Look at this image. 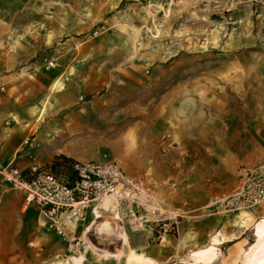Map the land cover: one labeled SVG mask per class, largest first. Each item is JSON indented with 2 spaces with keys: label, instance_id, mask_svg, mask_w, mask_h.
Instances as JSON below:
<instances>
[{
  "label": "rangeland",
  "instance_id": "rangeland-1",
  "mask_svg": "<svg viewBox=\"0 0 264 264\" xmlns=\"http://www.w3.org/2000/svg\"><path fill=\"white\" fill-rule=\"evenodd\" d=\"M10 31L21 37L14 38L18 45L43 34L45 44L32 58L41 71L62 68L58 48L66 38L104 67L107 85L80 118L76 160L117 161L147 196L134 203L135 214L115 205L89 226L87 216L79 252L65 249V264H244L264 200L225 212L212 200L237 188L245 167L264 162V0H0L4 41ZM51 58L58 67H46ZM159 200L199 218L241 213L224 224L242 233L231 232L236 237L219 242L205 260L192 253L211 244L214 234L222 242L221 221L201 246L164 261L128 260L131 251L143 256L140 230L155 242L183 218L172 210L164 219ZM136 215H144L143 224ZM105 219L115 229L99 224ZM122 232L125 244H119ZM81 253L85 259L73 258Z\"/></svg>",
  "mask_w": 264,
  "mask_h": 264
},
{
  "label": "crops",
  "instance_id": "crops-1",
  "mask_svg": "<svg viewBox=\"0 0 264 264\" xmlns=\"http://www.w3.org/2000/svg\"><path fill=\"white\" fill-rule=\"evenodd\" d=\"M5 38L0 35V167L14 162L27 168L36 163L61 173L64 165L57 156L77 159L80 118L82 112L94 109L93 103L99 100L97 93L107 85L104 67L98 69L85 46L66 38L58 48L62 68L41 71L32 58L45 44L42 33L40 41H29L24 36L20 45L14 38L16 41L21 37L11 31ZM80 97L86 101H80ZM54 160L57 165L52 166ZM159 201L157 208L164 219L172 216V210L185 214L175 229L162 233L155 242L148 232L139 231L138 249L152 261H164L189 247L207 243L220 221V244L242 233L224 224L242 218L241 213L199 218L188 214L187 208H165ZM231 232L237 235L231 237ZM65 249L63 241L48 228L40 207L27 202L24 193L0 182V264H65Z\"/></svg>",
  "mask_w": 264,
  "mask_h": 264
},
{
  "label": "built area",
  "instance_id": "built-area-1",
  "mask_svg": "<svg viewBox=\"0 0 264 264\" xmlns=\"http://www.w3.org/2000/svg\"><path fill=\"white\" fill-rule=\"evenodd\" d=\"M58 66L57 60L48 59L47 68ZM71 167L69 173H58L45 165L33 163L27 168H21L10 162L0 167V182L12 190L24 193L27 202L36 203L48 228L63 241L70 253L76 254L83 243L78 228L87 220V216L91 215L88 226L97 219L102 210L98 206L102 197H115L118 211L124 207L135 214L134 203L143 204L147 196L142 183L126 174L113 159L73 160ZM263 200L264 162H261L245 167L240 173L237 188L226 195L214 197L212 204L225 212L246 209ZM151 214L160 220L156 209H151ZM136 217L141 222L144 219V215ZM86 224L83 233L87 232Z\"/></svg>",
  "mask_w": 264,
  "mask_h": 264
},
{
  "label": "bare ground",
  "instance_id": "bare-ground-1",
  "mask_svg": "<svg viewBox=\"0 0 264 264\" xmlns=\"http://www.w3.org/2000/svg\"><path fill=\"white\" fill-rule=\"evenodd\" d=\"M116 205V198L110 195L102 197V199L99 201L98 206L102 207V209L107 211H114ZM101 215L98 214L97 217H100ZM99 224H105L104 226L107 227H113L112 221H109L108 219L100 221ZM102 225V226H103ZM104 229V228H102ZM113 229H115L113 227ZM89 228L87 229V231ZM107 229H105L104 233L106 234ZM108 231V230H107ZM254 235L256 236L255 241L248 246V248L244 252V264H264V216L259 218L254 225ZM213 242L209 245H207L204 248H199L193 251L192 255L195 258L205 260L212 257L215 246L220 242L219 237L217 234H214L212 236ZM127 235L125 232L120 233L119 235V244H125L127 243ZM102 252L109 253L110 255H113V252H106L107 250L105 248L99 249ZM115 253V252H114ZM74 259L80 260L82 258V255L79 256H73ZM144 260V257L140 254H137L134 251H131L128 255V260Z\"/></svg>",
  "mask_w": 264,
  "mask_h": 264
},
{
  "label": "trees",
  "instance_id": "trees-1",
  "mask_svg": "<svg viewBox=\"0 0 264 264\" xmlns=\"http://www.w3.org/2000/svg\"><path fill=\"white\" fill-rule=\"evenodd\" d=\"M58 158H60L61 157V161H62V163H63V170L64 171H66V173H69L70 171H71V163H72V161H73V159H71V158H68V157H66V156H64V155H60V156H57ZM56 157V158H57ZM57 162L54 160V162H53V164H52V166H55V165H57L56 164Z\"/></svg>",
  "mask_w": 264,
  "mask_h": 264
}]
</instances>
